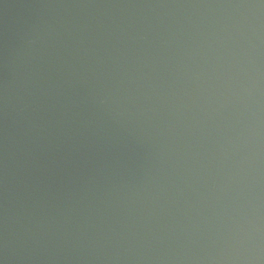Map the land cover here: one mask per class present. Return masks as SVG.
I'll return each mask as SVG.
<instances>
[{"label": "water", "instance_id": "water-1", "mask_svg": "<svg viewBox=\"0 0 264 264\" xmlns=\"http://www.w3.org/2000/svg\"><path fill=\"white\" fill-rule=\"evenodd\" d=\"M0 264H264V0H0Z\"/></svg>", "mask_w": 264, "mask_h": 264}]
</instances>
